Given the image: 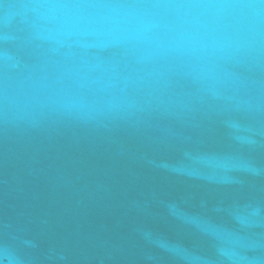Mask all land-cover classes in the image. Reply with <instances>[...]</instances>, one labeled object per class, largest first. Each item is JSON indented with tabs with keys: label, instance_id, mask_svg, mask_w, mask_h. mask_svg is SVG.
Here are the masks:
<instances>
[{
	"label": "water",
	"instance_id": "1",
	"mask_svg": "<svg viewBox=\"0 0 264 264\" xmlns=\"http://www.w3.org/2000/svg\"><path fill=\"white\" fill-rule=\"evenodd\" d=\"M0 264H264V0H0Z\"/></svg>",
	"mask_w": 264,
	"mask_h": 264
}]
</instances>
